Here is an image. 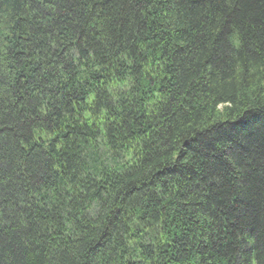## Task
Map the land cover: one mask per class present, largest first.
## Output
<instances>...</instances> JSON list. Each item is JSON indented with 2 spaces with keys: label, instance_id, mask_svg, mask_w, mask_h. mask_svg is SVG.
<instances>
[{
  "label": "trees",
  "instance_id": "trees-1",
  "mask_svg": "<svg viewBox=\"0 0 264 264\" xmlns=\"http://www.w3.org/2000/svg\"><path fill=\"white\" fill-rule=\"evenodd\" d=\"M0 264H264V0H0Z\"/></svg>",
  "mask_w": 264,
  "mask_h": 264
}]
</instances>
